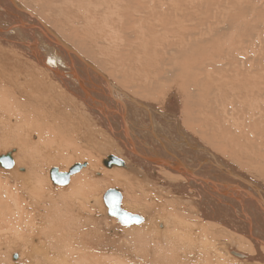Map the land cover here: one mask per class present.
Segmentation results:
<instances>
[{"label": "bare ground", "instance_id": "6f19581e", "mask_svg": "<svg viewBox=\"0 0 264 264\" xmlns=\"http://www.w3.org/2000/svg\"><path fill=\"white\" fill-rule=\"evenodd\" d=\"M238 1L16 0L48 27L32 44L27 27L38 23L0 0V156L14 162L0 167V259L101 264L71 237L80 226L94 232L89 244L108 242L104 215L95 217L105 189L138 178L165 198L158 206L148 193L151 206L176 214L120 226L130 233L122 246H138L122 248L139 251L136 264H264V33ZM127 139L157 159L207 162L183 175ZM110 156L124 166L105 167ZM78 160L86 167L55 186L50 170L68 173ZM118 187L128 209L146 213V201Z\"/></svg>", "mask_w": 264, "mask_h": 264}, {"label": "rangeland", "instance_id": "374dc122", "mask_svg": "<svg viewBox=\"0 0 264 264\" xmlns=\"http://www.w3.org/2000/svg\"><path fill=\"white\" fill-rule=\"evenodd\" d=\"M187 1H191V0H187ZM202 1H207V2L212 1V2H214V3H215V2H224V3H226L225 1L230 2L231 0H223V1H222V0H202ZM236 1H237V0H236ZM241 1H242V2H241ZM238 2H241V3L243 4L244 7H245V6H246V7L248 6L249 9L247 8V10H248V12L250 13L249 16L252 15V16H250L251 18H252L253 15H254L255 17H253V18H255V19H259V20H260L259 23L262 22V23H261V24H262V25H261V26H262V27H261V28H262L261 30H262V32L264 33V4H263V3H264V0H240V1H238ZM243 2H244V3H243ZM247 2H248V3H247ZM253 3H254V4H253ZM261 3H262V4H261ZM256 16H257V17H256ZM263 33H262V34H263ZM263 38H264V37H263ZM263 43H264V40H263ZM263 45H264V44H263ZM175 91H177V90L175 89ZM175 91H174V92H175ZM177 94H178V92H177ZM175 96L177 97V100H178V102H179V104H180V106H181L182 104L180 103V101H181V102L184 101L183 97H181V96L179 95L180 97H179V99H178V96L176 95V92H175ZM180 99H183V101L180 100ZM156 105H159V106H160V105H162V104H156ZM181 107H182V106H181ZM181 107H180V108H181ZM180 108H179V110H181ZM156 109H157L160 113L162 112V110H161L160 108H156ZM134 121H136V122H138V121L142 122V119H141L140 117H136V119H135ZM94 128H95V127L92 125V129H94ZM93 132H94V135H93L92 137L95 139V138H97V137L99 136V134H98L97 132H95L94 130H93ZM12 149H13V148H12ZM17 149H18V148H17ZM17 149H16V150H17ZM152 149H153V148H152ZM10 150H11V149H10ZM171 150L174 151V148H171ZM222 150H223V149H222ZM222 150H221V151H222ZM153 151H155V150L153 149ZM172 151H171V152H172ZM216 151L219 153L220 149H219V150H216ZM221 151H220V152H221ZM7 152H8V151H7ZM223 152H224V150H223ZM3 153H6V151H4ZM219 154H220V153H219ZM69 161H70V160H69ZM69 161H68V163H70ZM73 161H75V163H76L77 160H73V159H72V162H73ZM85 161H86V160H85ZM85 161H84V162H85ZM104 161H105V160H104ZM104 161H103V163H104ZM78 162H79V160H78ZM82 162H83V161H80L79 163L82 164ZM84 162H83V163H84ZM66 163H67V162H66ZM66 163H65V164H66ZM68 163H67V164H68ZM65 164H64V165H65ZM77 164H78V163H77ZM64 165H61V166H62V167H61L62 169H64V168H63ZM21 167H22V168L24 167L23 169H26V166H21ZM21 167H20V168H21ZM53 167H54V166H52L51 168H53ZM19 172L21 173V171H19ZM98 176L101 178V180L103 179V178H102L103 175L100 174V175H98ZM99 177H97V178L100 180ZM135 180H136V181H135ZM137 180H138V178H137V179H134V181H133V180L124 181V182H122V184L117 185V186H116V185H114V186H113V185L108 186V187L105 189V191H106L107 189H111L112 186H113L112 189H113V188H116V187L119 186L118 188H122V189H121L122 191L125 189L124 191H125V192L127 193V195H128L129 190H130V189L132 190V189L135 187V185H137ZM160 181H161V180H160ZM127 182L129 183V185L127 184ZM135 182H136V183H135ZM123 183H125V184H123ZM132 183H134V184L132 185ZM138 183H139V181H138ZM140 183H142V182H140ZM140 183L138 184L139 186L137 185V189L140 188ZM126 184H127L130 188H129ZM122 186H123V187H122ZM132 186H133V187H132ZM127 187H128V188H127ZM145 188H146V187H145ZM148 188H149V189H148ZM137 189L134 188V189H133V190H134V193H133V190H132V191L130 190L129 193H132L133 195L138 196V197H139L138 199H139V200H142L143 202L146 201V205L144 204L146 207H145L144 205H143V206H144V208H146L147 210H146V213H145V214H142V211H141V210H139V211H138V210H136V211L134 210L135 213L138 212V213H140L139 215H143V216H145V217L148 216V218H150V219H151V218L153 219V217H157V219H160V218H161L162 220H161V219H160V220H161L163 223H164V221H165V223H167V220H168V219L165 220V218H168V217H169L171 214H173V213L176 214V213H175V209H173L172 207L167 208V209H168V210H167V209L164 208V207L161 208V207H157V206H156V207L151 206L152 202H154V201H155L156 203H157V202L160 203V205H161V204H162L161 202H163V201L165 200V198H163V197H161V196H159V195L157 194V192H156L155 189H154V191H153L152 186L147 187V189H148L149 191L146 189V191H145L146 193L144 192V188H143V187H142V189L140 188V190H137ZM141 190H142L143 192H141ZM139 191L141 192V197L139 196L140 193H139V195H137ZM147 191H148V192H147ZM152 192H154V193H152ZM144 193H145V194H144ZM148 193H149V197L152 196V198H153V197L156 196L155 199H154V200H153L152 198L150 199V198L148 197ZM155 193H156V194H155ZM142 194H144V195H142ZM168 195H169V193L167 194V196H168ZM143 196H144V197H143ZM167 196H166V197H167ZM128 197H129V195H128ZM128 197H127V198H128ZM127 198H126L125 195H124V199H123V200H124V206H126V201H127L126 199H127ZM141 198H142V199H141ZM168 198H169V196L166 198V200H167ZM144 199H145V200H144ZM148 199H150V201H152V202H150ZM161 199H162V201H161ZM163 199H164V200H163ZM125 200H126V201H125ZM147 200H148V201H147ZM156 200H157V201H156ZM159 200H160V201H159ZM101 202H102V201L100 200V203H101ZM155 202H154L153 204H156ZM158 203H157V204H158ZM101 204H102V203H101ZM147 204H148V205H147ZM149 204H150V205H149ZM157 204H156V205H157ZM102 205L104 206V204H102ZM160 205L158 204V206H160ZM103 206H101V207H103ZM147 206H148V207H147ZM149 206H150V208L153 207L152 210L149 209ZM91 207H92V205H91ZM92 208H93V207H92ZM125 208L128 209V206H126ZM142 208H143V207H142ZM144 208H143L142 210H144ZM154 208H155V209H154ZM156 208H157V210H156ZM158 208H159V210H158ZM95 209H96V210H95ZM97 209H98V208L94 207L92 211L95 212V214H97V213L99 212V209H98V211H97ZM104 209H105L104 207L101 208V211H105V210H106V209H105V210H104ZM130 209H131V208L128 209L130 212H134L133 210H130ZM132 209H133V208H132ZM153 209L156 210V211H154ZM161 209H163V211H161ZM169 209H171V210H170L171 212L169 211ZM149 210H150V211H149ZM172 210H174V211H172ZM101 211L99 212V214H97L98 216H97V215L95 216V214H94L93 212H92V213H93V215H94L95 217H97V218H100V217H101L100 215H104V218H103V217L100 218V221H101L100 223H101V225L103 224L102 227H104V226L106 227V228H105V229H106L105 231H106L107 235H108V234H109V235H110V234H113V235H110V236L108 235L109 238H110V239L112 238V239H111V240L109 239L110 241L108 240V242H105V240H104V244H102V245H99V244L96 245V243H94V244H89V243H91V241H90V240H91V236L88 237L90 231L88 232L87 229L85 228L86 226H83V227L86 229L87 232H86V231H83V233H82V232H81L82 229H81V228L78 229V228L80 227V226H78V228H77L78 231L75 232V233H76L75 236L71 237V241H72V242L74 241L73 243H74L75 245L77 244V246L80 245V246L86 248L85 250H84V249H83L82 251L80 250L79 253H81V252H82V253H88V254L90 253V254H89L90 256H92V255H93V256H97V255H98L97 258L99 257L102 261H103V260L105 261V262H103V264H136V261H135V260H137V258H138L137 254L140 256V254L138 253L139 251L136 250V251H137V254L135 253L136 251L132 252V250H131V253H128V251L131 249V246H132L133 250H134V247L136 248V247H138V246H135V245H132V244H130L131 246H130V245L128 246V244L126 245V247L128 246L129 248H126L125 246H122V243H123V244H124V243L126 244V242H128L127 240L129 239V235H130V233L128 234V232H130L131 230L129 229V230H130V231H129V230H127V228H126V233L128 234V235H127V234L125 233V234L127 235V238H128V239H126V238H125V235H124V233H123L124 231L122 232V235H120L121 232H119V231H122V230L125 229V228H122V227L120 228V225L118 224V222H117L116 219H113V218H112V219H111L112 221H111L110 219H108V218L106 217V214H107V213H105V212H101ZM140 211H141V212H140ZM144 211H145V210H144ZM148 211H149V212H148ZM158 211H159V212H158ZM166 211H167V212H166ZM168 211H169V214L171 213L170 215L168 214ZM96 212H97V213H96ZM151 212H152V213H151ZM155 212H156V213H155ZM157 212H158V213H157ZM172 212H173V213H172ZM100 213H101V214H100ZM138 213H137V214H138ZM147 213H148L150 216H149ZM153 213H154V214H153ZM165 213H166V214H165ZM174 214H173V215H174ZM160 215H162V216L166 215V217L164 216V218H163V217L160 216ZM151 216H152V217H151ZM159 216H160V217H159ZM167 216H168V217H167ZM95 217H94V218H95ZM97 218H96V219H97ZM106 218H107L108 220H106ZM101 219H102V220H101ZM104 219H105L106 221H105ZM98 220H99V219H98ZM103 220H104V221H103ZM115 220H116V221H115ZM183 220H184V219H183ZM90 221L92 222V220H90ZM90 221H88V223H89ZM91 222H90V223H91ZM103 222H104V223H103ZM106 222H108V223L110 222L111 224L113 223V224H112L113 226L110 225V224L108 225V223H106ZM115 222H116V223H115ZM162 222H159V223H162ZM90 223H89V225L92 227L93 224H90ZM92 223H94V222H92ZM97 223H98V222H97ZM184 223H185V226L188 225V222H183L182 224L184 225ZM186 223H187V224H186ZM105 224H106L107 226H106ZM114 224H116V225L118 224V225H117V227L119 226V227L117 228L118 230L115 229V228H116V227H115L116 225H114ZM97 225H98V224L94 223L93 226H97ZM87 226H88V224H87ZM111 226H112V227H111ZM81 227H82V226H81ZM83 227H82V228H83ZM114 227H115V228H114ZM140 227H141V226H140ZM140 227H139V228H140ZM100 228H101V227H100ZM119 228H120V229H119ZM134 228L138 230L137 227H133V228H131V229H134ZM85 229H83V230H85ZM112 229H113V230H112ZM121 229H122V230H121ZM74 230H75V229H71V231H74ZM80 230H81V231H80ZM88 230H89V229H88ZM115 230H116L117 233H115ZM162 230H163V229H162ZM79 231L82 233V236H81V234H80ZM113 231H114V232H113ZM127 231H128V232H127ZM132 231H133V230H132ZM85 232H86V233H85ZM77 233H79V234H77ZM90 234L93 235L94 232H91ZM78 235H80L81 237L78 236ZM96 235H97V234H96ZM107 235H106V236H107ZM123 235H124V236H123ZM113 236H114V238H113ZM115 236H116V238H115ZM119 236H120L121 238H122V236H123V237L125 238L126 242L123 240V238L120 239ZM88 238H89V239H88ZM105 238H106V237H105ZM117 238H118L119 240H118ZM159 238H160V237H159ZM192 238H194V236H193ZM195 238H196V237H195ZM80 239H81V240H80ZM87 240H89V241H87ZM114 240H115V241H114ZM121 240H122V241H121ZM157 240L160 241V239H158L156 236H154L155 244H154V242H152L153 244L151 243V245H153V246H151L150 244H148V245H149L151 248H152V247H156V246H157V243H158ZM80 241H81V242H80ZM111 241H112V242H111ZM119 241H120L121 243H120ZM156 241H157V242H156ZM109 242L113 243L114 245H113V244H112V245L110 244L111 246L108 245ZM2 243H3V242H2ZM86 243H87V244H86ZM128 243H129V242H128ZM106 244H107V245H106ZM5 245H6V244H5ZM10 245H11V244H10ZM20 245H21V244H20ZM75 245H72V248H74ZM92 245H93L94 247H93ZM116 245H117V246H116ZM143 245H144V244H143ZM143 245H142V246H143ZM148 245L145 244V246H148ZM155 245H156V246H155ZM162 245H163V244H162ZM21 246H22V245H21ZM89 246H90V247H89ZM102 246H103V247H102ZM106 246H107V247H106ZM109 246H110V247H109ZM119 246H120V247H119ZM142 246H140V247L142 248ZM145 246H143V247H145ZM149 246H148V247H149ZM12 247H13V246H12ZM17 247H18V246L15 245V246L13 247L14 249L12 248L13 251H15V248H16L17 250H18V249H20V250L22 249V248H20V247H18V248H17ZM111 247H112V248H111ZM140 247H139V249H140ZM87 248H89V249H87ZM92 248H96V249L94 250V249H92ZM97 248H98V249H97ZM99 248H100V249H99ZM122 248H123L124 250H125V249H128V251L126 250V251H127V252H126V251H124ZM119 249H120V250H119ZM136 249H137V248H136ZM17 250H16V251H17ZM91 250H92V251H91ZM142 250H145V249H141L140 251H142ZM83 251H84V252H83ZM98 251H100V252H98ZM4 253H6V252H4ZM15 253H20V251L15 252ZM79 253H78V254H79ZM91 253H92V254H91ZM95 253H97V254H95ZM99 253H102V257H100L101 255H100ZM134 253H135V254H134ZM12 254H14V253H12ZM133 255H134V256H133ZM126 256H127V257H126ZM133 257H136V259L133 258ZM4 258H5V257H4ZM4 258L0 259V264H3V262H4V264H10V263H11V264H14V263H18L19 261H23V260H21L20 258L18 259V255H17V258H16V259H18L17 262L10 260L9 257H6L7 259H6V258L4 259ZM94 258H96V257H94ZM97 258H96V259H97ZM99 258H98V259H99ZM102 258H103V259H102ZM129 258H130V259H129ZM132 258H133V259H132ZM98 259H97V260H98ZM100 259H99V261H100V263L102 264V261H101ZM127 259H128V260H127ZM106 260H107V261H106ZM2 261H3V262H2ZM11 261H12L13 263H12ZM1 262H2V263H1ZM23 262H24V261H23ZM95 262H96V261H95ZM92 263H94L93 260H92ZM94 264H95V263H94ZM96 264H98V263L96 262Z\"/></svg>", "mask_w": 264, "mask_h": 264}, {"label": "water", "instance_id": "95a60500", "mask_svg": "<svg viewBox=\"0 0 264 264\" xmlns=\"http://www.w3.org/2000/svg\"><path fill=\"white\" fill-rule=\"evenodd\" d=\"M3 2V1H2ZM11 4L14 5V8L16 7V11L19 14H24L27 17H30L33 21L35 20L39 27H36V30L33 33V30L30 27H27L29 34H26L27 36L30 35L32 36L33 42L32 44H35V39H39L40 36H42V31L43 30H47L48 31V27L45 26V24L42 21H39L37 19H35V16L33 15L32 12H30L29 10L25 9L23 6H20L16 0H10ZM2 5L0 4V7ZM20 25H21V21L22 24L25 26H28L27 23L21 18V17H17ZM41 26V27H40ZM25 30V29H24ZM53 35V34H52ZM22 37V35H20ZM54 37H56L55 35H53ZM59 44L60 42L57 40V38L55 39ZM26 46H31V44L26 45ZM62 49H64V51H66V46L65 45H59ZM149 118V125H152L154 123V119L152 118V115L149 114L148 115ZM150 128V127H149ZM184 139H186L184 137ZM126 145H128V147L131 148L132 152L138 154L139 157L144 158L148 161H150L151 163H157L160 165H164L167 166L169 168H171L174 171H177V173H182L183 175H190V174H194L195 176H197V172H201L202 167L205 165V163L207 162V160H192L189 161L188 163L183 162L182 160H186L183 159L181 156H179L176 153L173 154H169L171 161L168 159H157L154 158L152 156H148L145 154H140L137 149H133L136 148V146L131 147L132 145H134L132 143L131 140L127 139L126 140ZM193 150H195L196 152H199L197 147H189ZM140 149H142V147H140ZM143 151H145L144 149H142ZM12 152L6 153L5 155L0 156V167L5 168V169H9L11 167H13V156H12ZM182 159V160H181ZM212 161H215L217 163H219L214 157H212ZM212 165L215 166V168L218 167L219 171H223L224 167L222 166V164L220 163L218 166L216 163H212ZM104 166L107 168H111L113 166H117V167H123L124 166V162L121 161L120 159H118L117 157H113L110 156L108 157L105 161H104ZM86 167V164H76L74 165L68 173H62L60 172L59 169L54 168L50 170V177L52 179V183L55 186H66L68 185V183L70 182V177L74 174L79 173L83 168ZM232 174H234L232 172ZM239 175L235 174V177H238ZM250 183V182H248ZM122 194L118 189H110L108 190L103 197V202L106 208V213H107V218L108 219H116L118 224L122 227H129V226H133V225H140L144 222V219L137 214H132L128 211H126L123 206H122ZM14 258H17V256H15Z\"/></svg>", "mask_w": 264, "mask_h": 264}]
</instances>
